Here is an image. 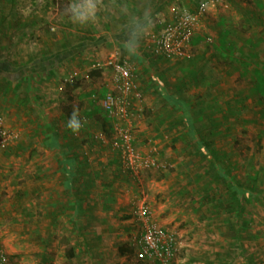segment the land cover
<instances>
[{"label": "rangeland", "instance_id": "374dc122", "mask_svg": "<svg viewBox=\"0 0 264 264\" xmlns=\"http://www.w3.org/2000/svg\"><path fill=\"white\" fill-rule=\"evenodd\" d=\"M69 2L0 0V250L7 264H134L131 243L144 225L131 213L141 206L148 225L174 234L172 264H264V197L242 191H264V61L256 60L264 56V28L251 21L258 11L264 18V0H99L95 21L86 25L71 22ZM202 2L208 9L199 14ZM160 4L157 12L169 23L184 11L199 18L187 57L164 58L177 72L165 96L158 90L148 99L142 91L131 109L137 152L155 161L133 172L112 147L124 123L110 121L101 106L117 96L115 85L99 91L90 77L95 69L82 68V47L97 38L92 24L139 7L143 19ZM59 61L69 81H58L50 95L35 94L54 123L51 131L37 126L38 135L60 139L57 150L11 129L18 109L33 110L18 106L20 96L29 102L27 81L42 82L46 69V77L57 75ZM179 90L185 102L163 99ZM74 108L78 133L66 127ZM197 138L210 146L207 158L193 147Z\"/></svg>", "mask_w": 264, "mask_h": 264}, {"label": "crops", "instance_id": "0c3cea01", "mask_svg": "<svg viewBox=\"0 0 264 264\" xmlns=\"http://www.w3.org/2000/svg\"><path fill=\"white\" fill-rule=\"evenodd\" d=\"M114 1L116 2L117 0ZM161 6L162 4L158 5L156 10L153 9L152 12L143 19L141 15L142 8L139 7L138 11H134V14H132L130 10H127L125 15L120 18L114 17L109 24L95 23L94 25H91V27H93V30H95V36H97V38L93 42H89L85 46L83 45V53L81 54V58L84 59L85 57L86 63H82V68L84 66L85 69H95L92 70V73H94L95 76H91L90 73V77L93 79L96 78V81L98 82L97 87L100 92L106 93L114 90V69L112 66L108 65L111 60L127 61L136 66L138 74L137 84L141 92L143 91L148 99H150L152 95L156 96L158 90H160V93L164 95L167 85L170 86L169 84H172L171 74L177 72H172L171 67H174L176 64H168V60H165L164 58L162 60L160 57L155 56L153 51L154 39H157V37H159L163 33L166 24L170 22L165 21V19L161 17V13L157 12V10ZM176 18L177 17H175V19H173V21L171 22H174ZM255 19L259 22L261 28L260 30H262V28H264V25H262V22L260 23V21H262L264 18H262L261 13L259 11L254 12L251 21L255 22ZM63 44V42H60L57 45L63 46ZM54 46V43L49 42L46 47H50L49 50H55L56 47ZM256 60L258 63L263 62L264 56L258 55V58ZM62 62L63 61L55 63L56 65L53 71H56L58 69L56 72L57 75L54 74L53 77H46L50 74V71L52 70L46 69V72L39 71L40 73H42L41 75H43L42 82L36 84V82L33 83L32 80L30 81V79L27 81L28 86L30 85V90H28L29 87H27L28 93L26 95L29 99V102H27L20 96L18 106H20L22 103H27L28 106L31 105L33 107V110L30 111V109H27V111L25 112L23 109H18L16 113H14V122H12L14 127L11 129V133H13V135L15 134L17 138L19 136H22L23 140L31 141L39 139L42 142L45 141V146H48L49 148H57V150L62 148L63 143L60 141V139L58 140L57 137L51 135V133L47 130H45V132L47 131L46 137H39V126L43 124L47 125V127L49 126V130L51 131L54 126V123L52 121L50 111L45 108H43L44 110H41L40 104H38L37 98L35 97V94L38 93L39 90H42L43 95H50L51 91L53 90V87L56 91L57 85L59 84L61 79L63 80V82L67 80V72L61 65ZM48 64L50 65L52 64V62H48L47 65ZM162 67L167 68L163 70ZM18 83H20V81H18ZM37 85L38 88H36ZM7 117L9 116L4 115L3 120H1L5 122V120H8ZM87 119L89 121L90 118L87 117ZM82 121L83 123L87 122L85 118ZM130 123L134 128L137 129V126L133 121H130ZM140 124L141 125L139 126L141 128L140 131L142 136V123ZM109 126L112 127V125ZM73 216H77L76 208L73 211ZM131 216L133 220L137 218L132 213ZM135 239L131 243L130 252L133 255L134 264H143L139 263L136 259V253L133 247ZM77 250L74 249L76 253ZM98 258H102V255H97V259Z\"/></svg>", "mask_w": 264, "mask_h": 264}, {"label": "built area", "instance_id": "2783aa9c", "mask_svg": "<svg viewBox=\"0 0 264 264\" xmlns=\"http://www.w3.org/2000/svg\"><path fill=\"white\" fill-rule=\"evenodd\" d=\"M206 9H208V3H202L199 6V14L206 12ZM173 11L177 12L175 9ZM176 17L174 22L166 24L161 36L154 39L153 51L155 56L174 60L187 57L186 49L193 26L197 23L199 16L179 12ZM109 64L114 69L117 96H107L101 106L110 121L118 119L124 123L122 126L115 128L112 147L120 152L124 165L133 172L155 166V161L143 159L137 152L132 135L133 126L130 121L133 113L131 109L137 103L142 102L143 99L142 92L137 84L136 66L121 60H111ZM77 76L78 74L75 73L71 78ZM68 81L69 79L66 80V82ZM148 214L147 209L142 206L134 212V216L144 225L143 231L133 244L136 259L143 264H172L178 251V242L173 233H169L161 227L148 225L146 222ZM7 262L6 255L0 250V264H7Z\"/></svg>", "mask_w": 264, "mask_h": 264}, {"label": "clouds", "instance_id": "9594fccd", "mask_svg": "<svg viewBox=\"0 0 264 264\" xmlns=\"http://www.w3.org/2000/svg\"><path fill=\"white\" fill-rule=\"evenodd\" d=\"M99 11V0H70L65 13L74 24L86 25L94 22ZM66 127L73 133H78L82 127L77 109H73Z\"/></svg>", "mask_w": 264, "mask_h": 264}, {"label": "trees", "instance_id": "16d2710c", "mask_svg": "<svg viewBox=\"0 0 264 264\" xmlns=\"http://www.w3.org/2000/svg\"><path fill=\"white\" fill-rule=\"evenodd\" d=\"M204 3V2H202ZM201 3V4H202ZM200 4V5H201ZM161 59H163L164 57H160ZM186 60V62H185ZM187 64V59H183L182 63H180L179 65H186ZM91 76H95L94 73H91ZM164 100L167 101L168 103H172V102H175L176 100H181V101H184L185 102V94H184V91L183 90H179V91H175L172 93V95H170L169 97H164ZM184 114H185V117L187 119L188 117V112H189V109L188 107H186L184 110H183ZM194 148L196 150H198V152L200 153V156H204V157H208L209 155V152H210V146L206 143H204L203 140L201 139H195L194 140ZM242 191L244 192L243 194H249L250 196L252 197H258V198H261V197H264V191H258V190H254L252 188H248V189H243L242 188ZM233 227L235 228L236 227V223L233 222ZM70 257H74V252L73 251H70Z\"/></svg>", "mask_w": 264, "mask_h": 264}]
</instances>
